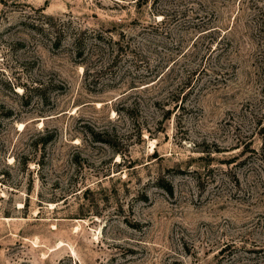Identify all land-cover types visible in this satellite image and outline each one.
<instances>
[{
	"label": "rangeland",
	"instance_id": "rangeland-1",
	"mask_svg": "<svg viewBox=\"0 0 264 264\" xmlns=\"http://www.w3.org/2000/svg\"><path fill=\"white\" fill-rule=\"evenodd\" d=\"M0 264H264V0H0Z\"/></svg>",
	"mask_w": 264,
	"mask_h": 264
},
{
	"label": "trees",
	"instance_id": "trees-1",
	"mask_svg": "<svg viewBox=\"0 0 264 264\" xmlns=\"http://www.w3.org/2000/svg\"><path fill=\"white\" fill-rule=\"evenodd\" d=\"M99 40H104L103 39V35H98V37H97ZM111 40V39H110ZM74 43H75V45H76V47H77V49H81L82 48V45H83V42H82V40L80 39V38H75L74 39ZM116 44V43H115ZM117 51V50H116ZM182 84V87H180L182 90L183 89H187V88H190V85H191V82L190 81H188V79L186 80V81H184L183 83H181ZM180 94H181V91L180 92H177V99H175V100H177V102H178V100H179V97H180ZM23 95H24V93H23ZM9 114H11V113H9ZM9 116V115H8ZM255 152V151H254ZM172 189L170 188L169 189V191H171Z\"/></svg>",
	"mask_w": 264,
	"mask_h": 264
}]
</instances>
